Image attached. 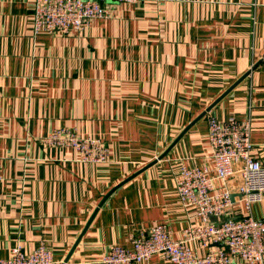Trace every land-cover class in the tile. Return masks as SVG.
<instances>
[{"label":"crops","instance_id":"0c3cea01","mask_svg":"<svg viewBox=\"0 0 264 264\" xmlns=\"http://www.w3.org/2000/svg\"><path fill=\"white\" fill-rule=\"evenodd\" d=\"M106 8L81 31L33 35L32 1L0 0V259L44 245L56 264H97L162 223L182 241L199 220L175 180L210 163L209 118L248 121L264 166V0ZM61 128L103 141L107 162L41 142ZM241 185L238 172L214 180L233 204L214 222L246 215ZM250 214L264 220V199ZM185 246L199 257L220 248Z\"/></svg>","mask_w":264,"mask_h":264},{"label":"built area","instance_id":"2783aa9c","mask_svg":"<svg viewBox=\"0 0 264 264\" xmlns=\"http://www.w3.org/2000/svg\"><path fill=\"white\" fill-rule=\"evenodd\" d=\"M32 32L61 33L81 31L96 19H106L108 3L137 5L143 0H31ZM157 4L165 0H154ZM207 139L210 163L188 168L183 166L175 180L181 204L193 207L199 225L184 230L182 241L171 237L166 224H157L130 239V247L113 245L97 264H145L161 255L171 264H263L264 220L251 216V207L264 199V166L251 156V126L248 121L230 118L207 120ZM44 145L72 149L79 163L103 164L109 149L94 137L81 138L76 131L55 129L41 138ZM238 172L242 178L240 203L246 215L237 219L214 222L225 216L232 207L229 193L213 194L214 180L226 181ZM199 241L203 247L220 245L215 251L199 257L185 243ZM0 264H56L52 253L40 245L25 254L19 248Z\"/></svg>","mask_w":264,"mask_h":264},{"label":"water","instance_id":"95a60500","mask_svg":"<svg viewBox=\"0 0 264 264\" xmlns=\"http://www.w3.org/2000/svg\"><path fill=\"white\" fill-rule=\"evenodd\" d=\"M217 219L216 218H212V221H216Z\"/></svg>","mask_w":264,"mask_h":264}]
</instances>
